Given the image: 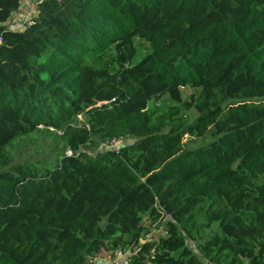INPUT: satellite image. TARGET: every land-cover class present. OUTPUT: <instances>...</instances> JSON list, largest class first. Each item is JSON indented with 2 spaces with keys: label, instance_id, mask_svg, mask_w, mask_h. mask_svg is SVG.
I'll return each instance as SVG.
<instances>
[{
  "label": "trees",
  "instance_id": "trees-1",
  "mask_svg": "<svg viewBox=\"0 0 264 264\" xmlns=\"http://www.w3.org/2000/svg\"><path fill=\"white\" fill-rule=\"evenodd\" d=\"M20 4L0 264H264V0H44L15 31Z\"/></svg>",
  "mask_w": 264,
  "mask_h": 264
},
{
  "label": "rangeland",
  "instance_id": "rangeland-1",
  "mask_svg": "<svg viewBox=\"0 0 264 264\" xmlns=\"http://www.w3.org/2000/svg\"><path fill=\"white\" fill-rule=\"evenodd\" d=\"M34 0H21V4L11 18L16 17H22L21 15L26 14L27 12H30V10L33 8ZM186 92H190V89H186ZM124 141L122 140H116L113 141L110 146H117L122 144ZM166 232V229L164 227V223L162 221H159L158 223L154 224L153 234L155 237H160L164 235ZM124 257H127L124 254L117 253L114 257L109 256V254H105L100 258L101 264H120Z\"/></svg>",
  "mask_w": 264,
  "mask_h": 264
},
{
  "label": "built area",
  "instance_id": "built-area-1",
  "mask_svg": "<svg viewBox=\"0 0 264 264\" xmlns=\"http://www.w3.org/2000/svg\"><path fill=\"white\" fill-rule=\"evenodd\" d=\"M44 0H34L33 8L30 10V12H27L24 15H21L22 17H14L10 18L7 22L6 25L10 28H12L15 31H22L24 30L25 27L28 25H31L34 21H36V16H37V5ZM59 1V0H56ZM12 17V16H11ZM1 41V40H0ZM110 147H115V146H110ZM66 154L69 155L70 151L67 150ZM120 264H128V259L127 257H124L122 262Z\"/></svg>",
  "mask_w": 264,
  "mask_h": 264
},
{
  "label": "crops",
  "instance_id": "crops-1",
  "mask_svg": "<svg viewBox=\"0 0 264 264\" xmlns=\"http://www.w3.org/2000/svg\"><path fill=\"white\" fill-rule=\"evenodd\" d=\"M12 16H14V15H12Z\"/></svg>",
  "mask_w": 264,
  "mask_h": 264
}]
</instances>
